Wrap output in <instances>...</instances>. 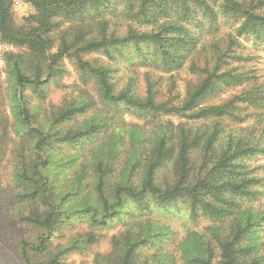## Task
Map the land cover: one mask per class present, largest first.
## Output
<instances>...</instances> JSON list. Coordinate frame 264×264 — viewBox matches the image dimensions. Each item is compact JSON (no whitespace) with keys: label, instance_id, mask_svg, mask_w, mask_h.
Listing matches in <instances>:
<instances>
[{"label":"trees","instance_id":"1","mask_svg":"<svg viewBox=\"0 0 264 264\" xmlns=\"http://www.w3.org/2000/svg\"><path fill=\"white\" fill-rule=\"evenodd\" d=\"M119 1L130 6L125 18L132 25L147 28L145 25L162 22L142 32L129 26L124 36H118L107 33L112 15L107 0H27L34 13L26 28H18L12 19V0H0V39L29 52L26 58L16 54L5 57L7 84L0 87V189H8L5 206L11 224L20 232L24 230L12 244L18 264H60L59 257L64 254L87 251L96 243L91 231L76 234L66 246L50 252L52 242L62 236L59 231L65 224L73 226V220L92 229L122 225L112 237L110 252L97 255L94 264H264L257 236L264 216L248 206L258 198L260 187L248 163L264 158V145L249 146L231 138L222 141L216 127L207 132L160 120L173 116L195 124L232 117L239 104L264 109V96L253 91L223 105L202 107L218 83L238 87L248 80L230 72L218 74L222 63L219 58L212 72L191 66L190 71L203 78L179 107L157 103L158 91L149 74L145 76L142 98L132 80L120 86L109 67L96 66L83 56L102 52L115 61L132 48L134 56L129 63L135 57L142 67L152 71L176 73L197 48L196 39L180 24L191 20L193 10L189 5L206 11L211 22L214 18L202 0ZM229 5V12H238L234 4ZM241 15L237 33L264 47V17ZM176 17L178 20H174ZM57 19L74 26L61 32L56 51L50 53L54 45L48 34L59 27ZM95 19H99L100 34L86 38L84 30L88 27L84 23ZM87 25L90 29L91 24ZM64 59L74 63L82 81L93 83L106 108V112L97 114L98 118L84 120L76 128H66L65 124L83 116L87 104H71L42 120L38 107L31 106L27 97L30 92L44 100L53 80L66 73ZM105 113L115 114L104 119ZM120 113L159 122L147 134L141 130L131 133L130 159L120 171L114 163L113 147L100 149L86 170L88 179L92 177V193L89 182L78 174L76 184L70 181L60 198L53 172L59 175L62 167L51 153L52 145H78L96 138L108 131ZM146 143L149 150L141 154L139 145ZM195 155L199 156L197 167ZM167 167L171 178L160 184L158 173ZM160 217L189 225L205 219L208 225L202 233L189 232L177 247L178 252H170L166 248L175 234ZM24 232L35 236L26 238Z\"/></svg>","mask_w":264,"mask_h":264},{"label":"rangeland","instance_id":"2","mask_svg":"<svg viewBox=\"0 0 264 264\" xmlns=\"http://www.w3.org/2000/svg\"><path fill=\"white\" fill-rule=\"evenodd\" d=\"M109 2V9H111V21L107 27V33L114 32L118 36H124L129 26L133 29H140L142 31H149L152 28H157L162 22L148 24L147 28H140L132 25L129 20L125 18L126 12L130 6L127 3L119 0H107ZM204 4L209 7L210 15L213 16L214 21L208 19L206 11H201L193 4H190L191 20L189 22H181L185 28L190 32V35L196 39V51L188 58L185 66L176 73L165 74L161 72L152 71L150 68L142 67L138 59L133 58L132 63L129 60L134 56L132 48L124 51L126 55L124 58H117L115 61L108 60L102 52L84 55L83 60L88 61L96 66H107L113 71V80H117L120 84H125L129 79L136 86L137 95L142 98L145 95L146 85L145 76L149 74L151 79L155 82V88L158 91L157 103H164L167 106L179 107L186 99V95L195 87L203 78L198 73L190 71L193 65L199 69H207L212 72L219 58L222 63L219 64L222 72H230V74H239L248 79L243 85L233 87L218 83L214 91L210 92L208 96L201 103L202 107L223 105L234 97H240L243 94L248 95L253 91L258 92L264 96V47L260 43L254 42L249 36L239 35L237 29L241 23L243 13H250L256 16L264 17V0H202ZM232 3L238 9V12H229L227 7ZM137 11L139 4L137 3ZM178 10V9H177ZM34 13L32 7L27 0H12L11 14L16 27H27L28 19ZM91 16L93 12L91 11ZM173 16V15H172ZM59 27H55L48 36L53 42L54 48L50 53H54L59 44L61 32L66 28L74 26L73 23L60 21ZM178 20V17L174 18ZM32 21V20H31ZM99 19L88 20L85 22L84 36L86 38L97 37L100 34V27L97 25ZM87 24H91L89 26ZM10 54L25 55L28 57L29 52L26 49L11 44L0 39V87L5 88L7 84L5 71V57ZM66 68V73L62 76H57L53 83H51L46 91L44 100H40L30 92L27 93L29 103L31 106L38 107V115L44 120L48 119L52 112H57L59 109L68 108L71 104L78 106L87 104L86 113L78 117L75 122L65 124V127L76 128L82 126L83 121L94 119L97 114L106 112V108L100 103L99 96L90 80L82 81L79 77V72L74 63L68 59L62 61ZM57 84V86H55ZM238 109L233 112L232 117H225L221 119H212L207 122H197L193 124L184 118L164 116L160 118L162 121H170L174 125L194 126L205 129L207 132L212 131L216 127L221 131V140L225 141L228 138L232 140L241 141L249 146L264 145V109L259 110L254 106L247 104L237 105ZM104 119L113 116L115 113H107ZM98 118V117H96ZM117 122V123H115ZM159 120L148 119L146 121L140 120L136 117L120 113L115 115V120L112 126L108 128L107 132H103L98 137L89 141H84L78 145L68 144H54L52 145L51 153L55 160H59L58 165L60 174L57 171L53 172V179L59 190L60 198L65 194L66 187L72 181L71 185L76 184V177L78 174L83 176L84 182H89L88 190H93L92 177L88 179L86 170L93 162L101 148L105 150L108 147H113L116 152L114 163L117 169L124 164H128L130 153L132 151L131 133L134 131H144L145 134L155 128ZM199 128V129H200ZM140 153L147 152L149 145L140 144ZM197 156V157H196ZM195 165H199V156L195 155ZM252 175L260 180L258 186V198L248 204L255 213H260L264 216V158H256L248 163ZM119 169L118 171H120ZM116 171V172H118ZM87 176V177H86ZM171 178L170 167L159 171L157 182L163 184L165 180ZM111 180L114 179L112 176ZM70 187V186H68ZM5 190V191H4ZM3 196L0 198V264H18L12 249L13 242L19 237V228H16L11 223V218L8 214V208L5 206L8 202L6 197L8 189H0ZM75 205L76 203L73 202ZM65 215L63 216L64 219ZM166 225H169L173 230L175 237L173 241L168 244L167 250L170 252H178L177 247L184 240L186 235L195 231L202 233L208 225L205 219H200L196 225H189L183 221L171 222L169 220L159 218ZM73 226L65 224L59 231L62 236L57 237L51 245L50 252H55L58 246H66L67 241L76 234L93 232L96 237V243L92 245L87 251L83 253L64 254L59 257L60 264H94L97 255H106L111 250L112 237L116 236L121 230L120 223H113L108 228L92 229L84 222L72 221ZM25 233L26 238L33 239L35 235ZM259 242L262 243V252L264 253V219L262 227L257 234ZM177 254V253H176ZM45 259V258H44ZM43 260V258H42Z\"/></svg>","mask_w":264,"mask_h":264}]
</instances>
